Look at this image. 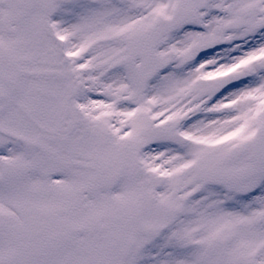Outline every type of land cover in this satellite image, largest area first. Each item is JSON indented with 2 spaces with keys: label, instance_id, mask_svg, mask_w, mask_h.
<instances>
[{
  "label": "snow or ice",
  "instance_id": "snow-or-ice-1",
  "mask_svg": "<svg viewBox=\"0 0 264 264\" xmlns=\"http://www.w3.org/2000/svg\"><path fill=\"white\" fill-rule=\"evenodd\" d=\"M0 264H264V0H0Z\"/></svg>",
  "mask_w": 264,
  "mask_h": 264
}]
</instances>
